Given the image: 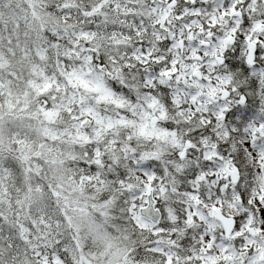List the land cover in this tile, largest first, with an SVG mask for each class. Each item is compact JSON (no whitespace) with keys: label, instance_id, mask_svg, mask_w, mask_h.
<instances>
[{"label":"clouds","instance_id":"1","mask_svg":"<svg viewBox=\"0 0 264 264\" xmlns=\"http://www.w3.org/2000/svg\"><path fill=\"white\" fill-rule=\"evenodd\" d=\"M261 209L264 0H0V264H264Z\"/></svg>","mask_w":264,"mask_h":264},{"label":"snow or ice","instance_id":"2","mask_svg":"<svg viewBox=\"0 0 264 264\" xmlns=\"http://www.w3.org/2000/svg\"><path fill=\"white\" fill-rule=\"evenodd\" d=\"M259 51V50H258ZM261 215L264 216V209H261ZM238 227V226H237Z\"/></svg>","mask_w":264,"mask_h":264}]
</instances>
